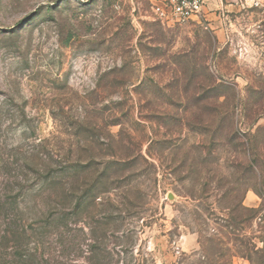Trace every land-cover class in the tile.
Segmentation results:
<instances>
[{"label":"rangeland","instance_id":"obj_1","mask_svg":"<svg viewBox=\"0 0 264 264\" xmlns=\"http://www.w3.org/2000/svg\"><path fill=\"white\" fill-rule=\"evenodd\" d=\"M160 1L0 0V264L264 248V16Z\"/></svg>","mask_w":264,"mask_h":264},{"label":"built area","instance_id":"obj_2","mask_svg":"<svg viewBox=\"0 0 264 264\" xmlns=\"http://www.w3.org/2000/svg\"><path fill=\"white\" fill-rule=\"evenodd\" d=\"M243 8L253 9L264 16V0H237ZM205 0H161L153 6V11L161 23L183 24L192 20L205 21L203 7Z\"/></svg>","mask_w":264,"mask_h":264},{"label":"crops","instance_id":"obj_3","mask_svg":"<svg viewBox=\"0 0 264 264\" xmlns=\"http://www.w3.org/2000/svg\"><path fill=\"white\" fill-rule=\"evenodd\" d=\"M241 9V7L238 5L237 0H205V5L203 7V16L204 19H210L213 17L216 18L215 14L218 12L219 17L224 12L228 10H236L238 11ZM250 201L254 200V197L249 195L247 197ZM255 203H252L251 205H254Z\"/></svg>","mask_w":264,"mask_h":264},{"label":"trees","instance_id":"obj_4","mask_svg":"<svg viewBox=\"0 0 264 264\" xmlns=\"http://www.w3.org/2000/svg\"><path fill=\"white\" fill-rule=\"evenodd\" d=\"M217 111H218V113L219 112H223L224 115L225 114L227 115L228 112H229V110L228 111H224V110H218V109H217ZM220 115H221V113H220ZM231 130L233 131L234 129L232 128ZM257 193L259 194V196H261L260 191L257 190ZM240 208H241L242 212L246 215V218L249 219V218H252V217L255 216V214H253L256 211L255 208L245 207V206H242V205L240 206ZM9 241L10 240H7L6 242L9 243ZM251 248L252 249H248L246 251H240V250L234 251V254H231V256L239 255L241 257H246V258H248L250 260L251 264H254L253 256L256 257L257 255H259L258 257L261 258L262 257V253L264 251L263 250L264 248L263 249L262 248H257L255 245L253 247H251ZM203 255H204V258H207V260L214 261V259L211 258L213 256L212 254H208L206 251H203ZM223 264H231V261H229V260L225 261V262H223Z\"/></svg>","mask_w":264,"mask_h":264}]
</instances>
